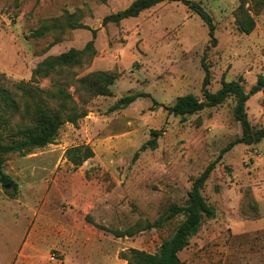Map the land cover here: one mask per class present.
<instances>
[{
	"label": "rangeland",
	"instance_id": "rangeland-1",
	"mask_svg": "<svg viewBox=\"0 0 264 264\" xmlns=\"http://www.w3.org/2000/svg\"><path fill=\"white\" fill-rule=\"evenodd\" d=\"M134 1L0 0L4 87L29 82L40 63L90 42L96 53L73 69L77 76L67 90L79 102L75 81L93 72L118 77L112 95L90 100L88 115L64 124L53 144L5 157L4 172L17 190L0 183V264H127L131 249L157 253L183 216L162 228L148 225L186 205L194 181L242 136L234 98L185 118L166 107L188 94L202 99L204 90L217 92L223 81L240 78L249 93L264 78V5L247 0L256 26L244 34L237 26L240 0H190L211 15L214 41L203 20L179 2L103 24ZM58 83L38 79L49 92ZM134 94L145 96L111 110ZM246 112L254 130L264 128V89L250 97ZM152 130L162 133L157 147L136 157ZM77 146H89L94 157L75 168L66 152ZM202 194L215 215L180 253L181 264H264V140L228 151ZM121 232L129 236L118 237Z\"/></svg>",
	"mask_w": 264,
	"mask_h": 264
},
{
	"label": "trees",
	"instance_id": "trees-1",
	"mask_svg": "<svg viewBox=\"0 0 264 264\" xmlns=\"http://www.w3.org/2000/svg\"><path fill=\"white\" fill-rule=\"evenodd\" d=\"M179 2L186 5L196 13L209 29L211 40H215V25L211 15L198 3L190 0H135L127 9L107 16L103 24L119 23L122 20L136 18L141 13L152 9L161 3ZM247 0H240L237 9L238 30L244 34H251L255 29V20L249 15L245 8ZM264 0H258L257 7H262ZM71 28H87L83 25H71ZM95 32V31H94ZM35 37H41L36 33ZM93 42L88 43L84 50L72 49L59 56L49 58L40 63L33 71L29 82L14 84L12 88L4 87L0 82V130L5 134L0 135V183L4 188L17 190L13 179L4 172L3 164L5 157L10 154L25 155L35 149H42L54 143L61 127L70 123L77 125L78 122L88 115L87 104L98 96H111V88L114 86L117 75L112 72H93L73 84L79 102L74 95L67 90L66 85L77 76L73 72L75 68H83L90 63L95 55ZM56 77V91L49 92L38 87V79H49ZM242 78L230 82L223 81L222 87L217 92L204 90L203 98L199 99L193 94L179 97L175 104L166 107L169 114L185 118L194 115L207 108H213L225 103L229 98L236 101L234 116L241 124L242 136L235 139L226 147L206 170L194 181L186 205H174L168 214L148 225V229L162 228L165 223L183 216V220L177 226L171 237L164 240L157 253L151 254L145 251L131 249L123 259L127 264H181L180 253L186 249L191 239L198 233L205 219L213 218L215 211L205 200L202 189L215 169V166L223 156L238 144L247 146L256 145L264 140V128L254 130L251 126L246 106L250 97L264 89V78L260 77L257 84L248 93L241 84ZM209 75L204 80V88L210 84ZM145 95L134 94L119 99L111 110H119L129 107L139 98ZM46 97V98H43ZM52 99L57 103L50 105L47 101ZM20 116L19 120H16ZM7 133V134H6ZM162 136L160 131L152 130L151 139L142 145L139 152L155 149L157 141ZM94 157V152L89 146H77L66 152V158L75 168L83 166L85 162ZM8 192V191H7ZM10 197L15 198L14 193L8 192ZM118 237L129 236V233H116Z\"/></svg>",
	"mask_w": 264,
	"mask_h": 264
},
{
	"label": "built area",
	"instance_id": "built-area-1",
	"mask_svg": "<svg viewBox=\"0 0 264 264\" xmlns=\"http://www.w3.org/2000/svg\"><path fill=\"white\" fill-rule=\"evenodd\" d=\"M52 259H54V258H52Z\"/></svg>",
	"mask_w": 264,
	"mask_h": 264
}]
</instances>
